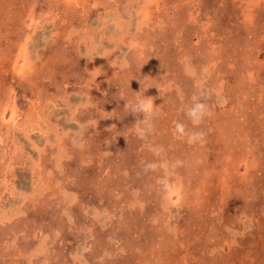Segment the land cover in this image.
Returning a JSON list of instances; mask_svg holds the SVG:
<instances>
[{
    "label": "rangeland",
    "instance_id": "obj_1",
    "mask_svg": "<svg viewBox=\"0 0 264 264\" xmlns=\"http://www.w3.org/2000/svg\"><path fill=\"white\" fill-rule=\"evenodd\" d=\"M0 264H264V0H0Z\"/></svg>",
    "mask_w": 264,
    "mask_h": 264
},
{
    "label": "clouds",
    "instance_id": "obj_2",
    "mask_svg": "<svg viewBox=\"0 0 264 264\" xmlns=\"http://www.w3.org/2000/svg\"><path fill=\"white\" fill-rule=\"evenodd\" d=\"M209 93L207 91H200L198 94L192 97L191 104L186 108L184 116L187 121L193 126L189 129L188 125L182 122H177L175 125V134L177 138L187 137L189 143L194 145L203 146L206 142V133L202 130H197L199 126L210 118L212 113L210 111L207 100ZM223 104L227 103V100L222 101ZM125 109L129 114L140 117L135 123L138 138L141 140H147L149 136L155 132V120L157 119V113L153 106L152 98H146L145 96H137L135 99H130L125 103ZM159 155V152L155 153ZM183 165V161L177 159L171 162L169 167L175 169ZM157 164L148 163L144 166L143 171L148 173L149 171H156ZM164 188L167 189L168 185L165 184Z\"/></svg>",
    "mask_w": 264,
    "mask_h": 264
}]
</instances>
